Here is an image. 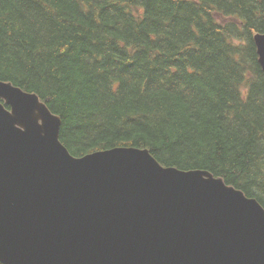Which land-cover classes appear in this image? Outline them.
<instances>
[{"label": "trees", "instance_id": "obj_1", "mask_svg": "<svg viewBox=\"0 0 264 264\" xmlns=\"http://www.w3.org/2000/svg\"><path fill=\"white\" fill-rule=\"evenodd\" d=\"M263 32L264 0H0V81L61 118L75 157L148 149L264 207Z\"/></svg>", "mask_w": 264, "mask_h": 264}, {"label": "water", "instance_id": "obj_2", "mask_svg": "<svg viewBox=\"0 0 264 264\" xmlns=\"http://www.w3.org/2000/svg\"><path fill=\"white\" fill-rule=\"evenodd\" d=\"M264 71V33L254 35ZM61 118L0 81V263L264 264V208L148 149L75 157Z\"/></svg>", "mask_w": 264, "mask_h": 264}]
</instances>
